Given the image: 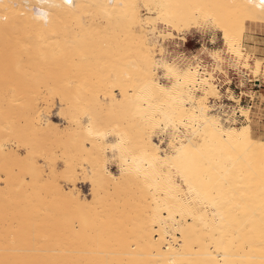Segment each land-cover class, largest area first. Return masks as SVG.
<instances>
[{"label":"bare ground","instance_id":"obj_1","mask_svg":"<svg viewBox=\"0 0 264 264\" xmlns=\"http://www.w3.org/2000/svg\"><path fill=\"white\" fill-rule=\"evenodd\" d=\"M258 2L259 0H72L69 5L66 0H0V64L42 62L53 65L60 64L59 62H76L74 58H79V51L82 50L74 52L68 41L61 39L69 31L68 27L76 24L77 30L85 33L89 30L94 36L98 30L105 32L107 43L89 52L84 49L83 53L87 51V54L84 61H81L106 63V72L95 70L92 74L96 75H91L92 78L97 77H94L95 80L101 79L99 85L97 81L93 82L95 85L91 83L94 89L98 86L102 90L101 85L105 82L103 96L98 95L101 90L97 87L100 91L94 94V90L92 97L88 98V92L91 93L93 88L90 85L89 90L87 83L86 86L82 81L84 86L74 87L77 89L74 90L77 93L75 95V92L71 93L73 91L70 92L67 88L66 95L68 91L69 94L64 96L66 106L63 110L64 117L68 118H75L78 110H88V113L85 111V120L74 119L76 130L73 128L75 133L73 130L72 132L74 135L78 132V135H84L90 140L87 142L81 138L84 141H79V148L75 149L77 156L86 157L90 163L91 167L83 168L82 172L86 181L94 188L97 199L89 201L83 197L81 189H77V193L67 192L63 185L56 182L59 174L57 175L55 168L52 169V179L49 178L44 185L49 188L57 186L62 194L59 195L64 196V204L73 203L82 208L79 216L83 227L85 226L82 229L83 235L92 239L98 238L101 231L86 230L90 211L94 213L91 204L101 208L97 213L99 216L108 203L114 206L113 203L117 200H113L115 195L113 198L109 190L115 188L120 195L124 191L121 197L123 210L120 203L122 211H119V199L113 208L115 214L112 215L115 216L117 212L119 220L125 222L122 229L112 233L113 236L109 225H104L106 230L103 231L105 234L110 231V237L107 235L109 241L112 242L113 239V244L117 243V252L125 259L121 264H144L143 255L145 258L153 255L157 264H264V148L260 146L259 135L253 137L254 142L251 144L239 136L240 129L247 126L249 119L253 125L257 116L264 113L263 99L257 96L253 103L241 104L243 113L240 112L239 115L244 120L238 122V118L227 106L210 104L208 95L216 96L220 91L219 85L212 80L210 70H202V67L191 63L192 61L181 65L179 61H172L167 56L157 57L151 47L153 43H150L152 39L151 42H157L159 36H165L162 32L158 33L160 21L180 31L183 28L189 30L199 27L204 20H210L214 28L222 33L227 50L237 60L245 62V67H251L250 56L253 55L256 63L252 70L258 75L262 70L263 57L257 54V45H252V48L246 46L244 35L246 33L248 37L255 38L254 33L264 30V23L258 18L241 20L243 12H259L255 7ZM142 7L147 9V14L142 13ZM99 16L104 18V23L97 20ZM241 26L242 38L239 37ZM73 30L72 36L75 32ZM15 33H25L30 38L32 36L35 40L32 43L37 44L31 45L30 40H26L30 44L26 47V41L21 40V48L17 42L19 37H14ZM75 33L77 35V31ZM71 35L67 34L68 38ZM22 43L26 45V49H23ZM65 44L71 47L69 49L74 55L68 54L67 50L64 52L67 49ZM218 49L222 47L215 48L211 54L220 63L224 56ZM75 53L80 55L73 57L76 56ZM95 53L102 55L96 58ZM159 67L171 78L169 82L160 78L157 71ZM92 78L88 81L91 82ZM255 81H258L257 77ZM115 86L117 88H113ZM81 89L87 94L78 93ZM115 89L119 90V96L114 94ZM65 92L63 91L64 95ZM84 95H88L87 98ZM107 100L108 103L105 102ZM118 105L131 107L133 116L138 119V131L136 130L134 137L117 125L110 128L100 126L103 112L109 111L110 106ZM36 112L38 113L33 112L32 116L23 112L20 116L28 121L31 118L32 125L36 128V123L40 120L39 110ZM56 122L54 119L47 122L50 131L59 129L56 128ZM16 127L14 130L21 131L25 126L22 127L21 123V126ZM181 127H185L187 133L200 132L202 142L186 143ZM160 128L166 131L170 146L176 150L184 149V157L160 148V143L154 139V134ZM38 129L40 126L35 131ZM5 151L0 148L3 159L7 155L20 160L31 158L15 153L6 154L8 151ZM73 154L75 156L74 152ZM72 155L67 152L63 155L68 165L64 172H68V175L71 173V176L79 168L73 163ZM107 156L117 158L120 173L116 174L110 169ZM30 166L34 174L43 173L34 162H30ZM38 168L40 172L37 171ZM37 177L39 179L38 175ZM101 191H104V196L100 194ZM110 198L112 201L109 202ZM116 220H113L115 224ZM92 222L94 223L93 218ZM73 228L71 226L70 230ZM114 235H119L118 241Z\"/></svg>","mask_w":264,"mask_h":264},{"label":"rangeland","instance_id":"obj_2","mask_svg":"<svg viewBox=\"0 0 264 264\" xmlns=\"http://www.w3.org/2000/svg\"><path fill=\"white\" fill-rule=\"evenodd\" d=\"M142 13L144 15L147 14V9L142 7ZM97 20L104 23V18L101 16H99ZM205 21L206 20H204L199 27L191 28L189 30L188 28H183L180 31L175 30L173 26L166 25L160 21V23H158V33L162 32L165 36H159L157 42H151L153 39L150 40V43H153L151 46L153 47L152 50L157 57L167 56L166 58L171 59L172 61H179L178 63L181 65L192 61L191 63H195L199 67H202V70H210L212 80L216 83L219 82L218 85L220 88L219 95L216 94V96L218 95L217 97L213 94H209L210 96L208 95L210 104H223L227 106L235 117L239 119H237V121L241 122L244 120V118L239 115L241 112V104L248 105L249 103H253L254 99L259 96L263 99L264 106V62L261 72L256 75L255 71L252 70L256 63L253 55L250 56L251 67H245V62L237 60L227 50L228 48L224 44L222 33L214 28L210 20ZM69 27L66 29L69 31L71 30L70 34L68 31L66 36L64 35L61 39L68 41L72 50L74 49V52L77 50L76 52H80L81 55L85 52L83 51L84 49L89 52L91 49H96V47L104 46L107 43L105 32L101 30H98V32H96L97 34L94 36L89 30L88 32L86 31V33L77 30L76 24H73V26L70 27L71 29ZM72 30L75 32L77 31V35L74 32L72 36ZM67 34L71 36L68 38ZM254 34L255 38H250L245 33L244 43L248 48H252V45H257V54L262 56L264 60V30H259ZM74 35L78 38H75ZM25 36H27L25 33L14 34V37H19L18 40L20 39L19 41L17 40L19 43L18 45L21 44V40H30L29 42L31 45L37 44V42H34L35 40L32 36L31 38ZM72 37L77 40V42L73 40ZM32 40H34V44L32 43ZM29 42L26 44L27 46L23 44L25 42L22 43L24 46L23 49H26V47L30 45ZM74 43L76 44L74 45ZM72 44L75 46L74 48ZM20 47L22 48L21 45ZM71 47L69 46L67 49L65 48L64 52L66 53L67 50L68 54L71 53L74 55V52L72 53V50L69 49ZM220 47H222V49L218 50L223 54L222 56H224V58L223 61L219 63L211 52L214 51L215 48ZM78 50L82 51L78 52ZM87 51L85 54L83 53L82 56L75 53L76 56L73 57L80 55V60L78 57L74 58V61L77 60L78 62H59L60 64L57 63L58 65H48L42 62H9L10 64L5 62L0 64V148H4L6 150L5 153L8 151L6 154L15 153L19 156L31 157L25 159L22 158L20 160L18 158L9 157L8 155L5 159L0 156V264H121L122 261H125V259L122 258L123 255L117 252L115 246L117 245V243H115L116 241H114L115 244H113L112 237L110 238L112 239V242H110L107 237V235L110 234V231H112L111 234L117 232L119 228L122 229V225L125 223L124 221H120L119 217L116 216L118 214L117 212L115 215L116 218L115 216L112 217V215L115 214L113 208L117 205L119 199L121 201L124 191L123 193L121 192L122 194L120 195L119 190L111 188V190H109L110 195L112 194L113 198L115 195V198L113 199L114 201L117 199L115 203H113V205H115L112 206L108 203L106 206L107 208H105L104 211H100L101 213L99 216L97 213L101 208L95 204H91V206L94 207V209L92 207L94 213L89 210L90 216H88L86 230L89 231L93 229L94 231L98 229V232L101 231L98 238L92 239L83 235L82 229H84L85 226L83 227L79 216L82 208L80 209L79 205H74L73 203L64 204V196L61 197L62 194L58 191L57 186H55L56 188L53 186L49 188V186L46 187V185H44L49 178L52 179L54 175L52 169L55 168L57 169V175L59 174L58 181L56 182L63 185L67 192L74 191L77 193V189H81L83 197H86L89 201H91V199L93 201L97 199L96 194H94V188L90 182L86 181V177L84 178L85 175L82 172L83 168L89 169L91 167L90 163L87 161L86 157L85 159L83 158L84 156H77V150L75 149L79 148L77 147L79 141H84L83 139L87 142L90 141L89 139H86L87 137L84 135L81 136L80 133V135H78V132L76 133L77 136L76 134L74 135V131L76 130L74 126L76 120L79 118L85 120L88 110L86 108V110H78L74 115L75 118L70 117L71 119L64 117L63 115V110L66 106V102L64 103V96H67L69 91H73L71 93H74V90H77L74 88L75 86L78 88L84 86L82 81L85 82V85L87 83V87H89L91 83L94 84L96 81L98 83H96L97 85L101 84V79L95 80L97 77L94 76L96 78H92L91 75H96V73L92 74L95 70H100L99 72L102 70L104 72L107 65L105 62H81L86 56ZM94 55L97 56L96 58H99L102 54L95 53ZM157 71L162 80L166 82L171 80V78L163 72L161 67H159ZM104 74L105 73H103V75ZM216 76L219 77V81H216ZM256 77L258 78V81H255ZM91 78L93 80H90L91 82H89L88 79ZM252 78L253 80H251ZM229 81H233V83L231 85L229 83L224 85L225 82ZM107 82L109 83V80L106 81V85H108ZM110 83L113 84V82ZM94 85H91V88H93L92 86ZM102 86V90H105V82L101 87ZM87 87H84L86 88L85 90H88ZM97 87H95V89L93 88V90H90L89 87L91 93L88 92V95L90 94L91 96L89 95L88 98L92 97L94 90V94L101 90L100 87H98L100 90ZM67 88L69 91L66 95ZM109 88L113 89L117 87ZM85 90L83 89V91ZM102 90L98 95L103 96L104 92ZM63 91H66L65 95ZM81 92L82 89L78 93ZM84 93L87 94V92ZM84 93L82 92V94ZM75 94L77 93L75 92L74 95ZM114 94L119 96V90L115 89ZM236 99L240 101H237ZM105 102L108 103V100ZM34 107L37 109H34ZM36 110H39V121L41 122L38 121V124L36 123L38 127L40 126V129L35 131L38 127L36 126L35 128L32 125V119L30 118L28 121L27 119L22 118L20 114L27 112L32 116L33 112L34 114L38 113ZM85 111L87 113H85ZM103 113L104 114L100 116V126L110 128L117 125L133 137L137 134L138 119L133 116L131 107H125L122 105L115 107L110 106V110L104 111ZM93 115L96 116L95 113ZM50 119L57 121L56 128H59L58 130L55 129L56 131H54L51 129L50 131L48 129L50 126L48 127L47 122ZM27 121L29 122V125ZM254 122V130L264 127V113L259 114ZM21 123L22 127L25 126L24 129L21 131L14 130L16 126H21ZM70 123L72 127L70 126ZM14 125L16 126L13 127ZM31 125L33 126L32 128ZM11 127L12 129H10ZM73 128H75V130H73ZM181 128V133H183V138L186 143L200 144L202 142L200 132L191 134L185 131V127ZM12 130L13 132H11ZM13 133H15V135ZM81 138L83 139L81 140ZM154 139L160 143V148L165 149V152H170L180 157L186 155L183 148L178 147L180 149L176 150L168 144V135L166 134V131H163L161 128L154 134ZM65 146L67 148H65ZM64 151L69 153L70 156L74 152L75 156H77L75 157L74 154L72 155L73 163L79 166L77 173H72V176L70 172L69 175L67 174L68 172H64L65 169L67 171L68 168L66 167L68 166L67 161H65L66 158L63 156L64 153H66ZM106 161L114 173H120L116 157L107 156ZM30 162H34L36 166L40 167V169L43 170V173L39 174L35 172L34 174V171L31 170ZM40 169L37 171L40 172ZM59 171L62 173H59ZM37 175L39 176V179L41 175H43L42 177H44L43 179L45 180L43 181L41 177L40 181ZM36 178L38 179V183ZM112 191H114V194ZM103 192L104 191L100 192L102 196H104ZM110 201H112V198L109 199V202ZM120 201L118 203L119 211L121 208L123 210L124 207L123 201ZM89 217H91V219ZM92 218L94 223L92 222ZM113 220H116L117 224H115ZM121 220H123V218H121ZM112 224L114 225L112 226ZM104 225H109V233L105 234L103 232L106 230L104 229ZM71 226L74 227L73 230H70ZM119 233L120 231L118 234ZM110 235L108 236L110 237ZM116 235L114 236L117 240L119 235ZM133 247H135V245ZM68 248L69 250H66ZM74 249L76 251H73ZM91 250H94L95 252ZM116 256H118V258ZM144 258L145 255L142 256L144 264L158 263L153 255L149 258Z\"/></svg>","mask_w":264,"mask_h":264},{"label":"snow or ice","instance_id":"obj_3","mask_svg":"<svg viewBox=\"0 0 264 264\" xmlns=\"http://www.w3.org/2000/svg\"><path fill=\"white\" fill-rule=\"evenodd\" d=\"M66 3L71 5L72 0H66ZM255 7L259 9L258 13L247 11L241 13V20L242 21H248L253 19H259L262 23H264V0H259L258 4H255ZM243 36V28L240 27L239 37L242 38ZM243 113V110H241ZM255 135H259L260 137V146L261 148H264V127L254 130V127L252 125L251 119L247 121V126L243 127L239 131V136L241 139H243L245 142L251 144L253 143V137Z\"/></svg>","mask_w":264,"mask_h":264},{"label":"built area","instance_id":"obj_4","mask_svg":"<svg viewBox=\"0 0 264 264\" xmlns=\"http://www.w3.org/2000/svg\"><path fill=\"white\" fill-rule=\"evenodd\" d=\"M217 80L219 81V77L216 76V81H217ZM218 83H219V82H218ZM218 83H217V84H218ZM227 83H229V84L231 85V84L233 83V81L225 82L224 85L227 84Z\"/></svg>","mask_w":264,"mask_h":264}]
</instances>
